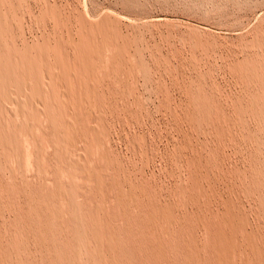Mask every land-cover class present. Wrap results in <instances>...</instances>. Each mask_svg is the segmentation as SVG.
Segmentation results:
<instances>
[{
    "label": "rangeland",
    "instance_id": "obj_1",
    "mask_svg": "<svg viewBox=\"0 0 264 264\" xmlns=\"http://www.w3.org/2000/svg\"><path fill=\"white\" fill-rule=\"evenodd\" d=\"M80 20L107 22L108 35L98 36L102 41L97 38L99 60L87 80L93 84L86 81L85 88L73 83L81 88L73 101L68 97L73 107L60 105L65 94L56 89V94L49 91L45 96V114L33 110L25 115L28 122L22 115L6 125V114L0 116V263L102 264L96 255L111 257L106 249L111 233L118 241L114 239L113 248L122 253L117 264H151L143 223L149 198L169 206L179 218L189 217L186 236L200 242L202 256L208 255L209 237L201 223L204 217L219 219L225 198L237 205L250 228L264 233V0L0 2V23L9 24L5 33L18 46L72 37L76 42ZM23 89L8 88L1 108L16 110L15 95L19 102ZM201 99L206 112L195 104ZM67 116L73 124L64 122ZM90 125H97L99 133L92 138L83 131ZM67 138L76 140L70 145L77 150L67 147ZM69 151L79 157L87 153L84 169L69 167ZM193 157L200 161L198 166L191 163ZM103 235L107 238L101 246Z\"/></svg>",
    "mask_w": 264,
    "mask_h": 264
},
{
    "label": "bare ground",
    "instance_id": "obj_2",
    "mask_svg": "<svg viewBox=\"0 0 264 264\" xmlns=\"http://www.w3.org/2000/svg\"><path fill=\"white\" fill-rule=\"evenodd\" d=\"M3 0H0V2L2 3ZM5 2V1H4ZM11 2V1H10ZM11 10V9H10ZM2 13V12H1ZM6 13V12H5ZM5 18V17H4ZM9 18V17H8ZM89 19V18H88ZM3 20V19H2ZM4 22V21H1ZM8 22V21H7ZM8 23H0V104L3 103L4 101H2L3 99V94L6 93V91L8 90V88H10L12 90V87H17V86H22L24 89L23 94H21L20 96V104L19 102H17V96L18 95H11L14 96L15 99L14 103H16L17 108L11 109L8 111V109L10 108H1L0 106V116L5 113V118L6 120H3V122L5 123V125L10 121V119H15V117H19L23 115L22 119H24L25 122H28L27 118L25 115H27L28 113H30L32 111V113L34 112L33 110H35L36 113H42L45 114L43 112L44 108L47 107V104H45V96H47V94L49 93V91H55L56 89H60L61 91L64 92L67 100L65 99V96L63 95V99H59V103L61 106L66 107V108H70L71 106L73 107L74 102H71L70 99L68 100V97L71 98L74 94H81V88L80 87H84L86 88L87 84L89 83L87 80L89 79V81L91 80L89 78V76L91 77L92 75V66L95 59V54L98 51V42L97 38L100 37L98 36H103L104 35H108V30H107V22L103 21L101 24L100 23H89L85 20H80V25H81V30L80 32V38L74 42L73 37L69 38L70 40L68 41H64L62 39H60V41L56 42L55 44L50 43V41L48 39H45L44 42L42 43H33V44H28V43H22L21 46H18L16 43H14L12 40H10V38L7 37V34L5 33L7 30H4V27L6 29V26H8ZM107 27V28H106ZM10 31V30H9ZM8 33V32H7ZM114 34V33H113ZM11 35V34H10ZM117 35V34H116ZM72 36V34H71ZM102 38V37H101ZM105 38V37H104ZM105 40V39H104ZM102 41V40H100ZM115 41V40H114ZM31 43V42H30ZM104 43V42H103ZM106 43V42H105ZM104 43V44H105ZM100 44V43H99ZM104 44L100 45L103 46ZM102 49V48H101ZM100 51V49H99ZM103 51V50H102ZM116 51V49L114 50V52ZM47 52V53H46ZM101 52V51H100ZM117 52V51H116ZM47 54V55H46ZM48 54H52L54 56V60H51L48 56ZM129 55V54H128ZM97 56H99L97 54ZM96 56V58H97ZM99 58V57H98ZM97 58V60H99ZM117 58V57H116ZM96 60V62H97ZM120 61V60H119ZM95 62V63H96ZM119 64V62H118ZM122 64V63H121ZM101 66V65H100ZM117 67V66H116ZM96 69V67H95ZM95 69L93 68V70L95 71ZM187 70V69H186ZM254 70H251V72ZM253 73V72H252ZM190 74V73H189ZM241 74V73H240ZM95 76V74H94ZM201 80V79H199ZM88 83H87V82ZM93 81V80H92ZM94 82V81H93ZM73 83H78L80 85V87L78 86L76 89V86H73ZM90 84V83H89ZM93 84V83H91ZM90 84V85H91ZM200 84V83H199ZM91 87V86H90ZM87 87V88H90ZM93 88V87H91ZM209 89V88H208ZM14 90V88H13ZM83 90V88H82ZM86 90V89H85ZM94 90V88L92 89V91ZM91 89L89 90L90 93ZM21 92V91H20ZM95 92V91H94ZM12 93H16V92H12ZM10 93V94H12ZM51 93V92H50ZM55 93V92H54ZM53 93V94H54ZM59 93V94H60ZM84 93V91H83ZM88 93V94H89ZM235 93V92H234ZM261 93V91H260ZM56 94V93H55ZM88 94H86L88 96ZM94 94V93H93ZM201 94V93H200ZM52 96V94H49ZM85 95V94H84ZM90 95V94H89ZM198 95V94H197ZM83 96V95H82ZM200 97V95H199ZM61 98V96H60ZM73 99L75 97H72ZM71 98V100L73 101V99ZM80 98V97H79ZM90 100V97H88ZM92 98V97H91ZM203 98V97H202ZM13 99V97H12ZM53 99V98H52ZM84 99V98H83ZM82 99V100H83ZM94 99V98H92ZM196 99V98H195ZM204 99V98H203ZM198 100L197 102H195V104L197 105V109H199L202 112H206L205 108H206V101L205 100ZM209 99V98H208ZM11 100V99H10ZM85 100V99H84ZM87 100V99H86ZM85 100V101H86ZM89 100H87L89 102ZM197 100V99H196ZM7 101V100H6ZM52 101V100H51ZM80 101V100H79ZM78 101V102H79ZM44 102V103H43ZM78 102L75 104L77 105ZM83 102V101H82ZM210 102V101H209ZM260 102V101H259ZM48 103V102H47ZM51 103V102H49ZM87 103V102H86ZM86 103H82L86 104ZM5 104V102H4ZM8 104V103H7ZM6 104V105H7ZM10 105H13V103H9ZM52 104V103H51ZM55 104V103H53ZM195 105V106H196ZM208 105V102H207ZM257 105V104H256ZM4 106V105H3ZM8 106V105H7ZM6 106V107H7ZM15 106V105H14ZM14 106H12L14 108ZM53 106V105H52ZM55 106H57V104H55ZM60 106V107H61ZM209 106V105H208ZM207 106V107H208ZM215 106V105H214ZM259 106V105H258ZM257 106V107H258ZM5 107V106H4ZM20 107V109L18 108ZM36 107V108H35ZM41 107V108H40ZM58 107V106H57ZM78 107V106H76ZM86 106L84 105L83 108H85ZM212 106H210L211 108ZM191 108V106L189 107ZM216 108V107H215ZM50 109V108H49ZM63 109V108H62ZM73 109V108H72ZM87 109V108H86ZM84 109V110H86ZM218 109V108H217ZM89 110V108H88ZM191 110V109H190ZM196 109H194L195 111ZM207 110V109H206ZM214 110V107L211 109ZM222 110V109H221ZM73 112V110H71ZM197 111V110H196ZM208 111V110H207ZM216 111V110H214ZM218 111V110H217ZM52 112V111H51ZM55 112V111H54ZM53 112V113H54ZM77 112V111H76ZM86 112V111H85ZM94 112V111H93ZM92 112V113H93ZM97 112V111H96ZM95 112V113H96ZM192 112V110H191ZM191 112H189L191 114ZM2 113V114H1ZM58 113V112H57ZM56 113V114H57ZM66 112L63 113V115ZM93 113V114H95ZM186 113V112H185ZM211 113V111H210ZM209 113V114H210ZM213 113V112H212ZM59 114V113H58ZM75 114V112H74ZM188 115V111L186 113ZM185 114V116H186ZM197 114V113H196ZM224 114V113H222ZM41 115V114H40ZM39 115V116H40ZM193 115V114H192ZM195 115V114H194ZM208 115V114H207ZM216 115V113H215ZM219 115V114H218ZM221 115V114H220ZM10 116V117H9ZM25 116V117H24ZM45 116V115H44ZM66 117V114L64 115ZM63 116V117H64ZM72 116H74L72 114ZM85 116V115H84ZM96 117V114L94 115ZM100 118L101 116L98 115ZM96 117L99 119V117ZM200 116V115H198ZM197 116V117H198ZM209 116V115H208ZM207 116V117H208ZM212 116V115H211ZM56 117V116H55ZM59 117V115H58ZM64 117V118H65ZM68 117V116H67ZM87 117V115L85 116ZM84 119H87L85 118ZM94 117V118H95ZM187 117V116H186ZM202 117V116H201ZM213 119H215L214 117L216 116H212ZM77 119V117H75ZM80 118V117H79ZM200 118V117H199ZM204 118V117H203ZM224 118V117H223ZM1 119V117H0ZM21 119L22 123L23 120ZM63 119V118H62ZM69 119V117H68ZM71 119V118H70ZM70 119L68 121H64L66 122V124H68L67 122L70 121ZM83 119V118H80ZM192 119V117H191ZM196 119V116H195ZM212 119V120H213ZM232 119V118H231ZM249 119V118H248ZM257 119V118H256ZM262 119V118H261ZM30 120V119H29ZM79 120V119H78ZM88 120V119H87ZM187 120V119H186ZM201 120V118H200ZM207 120V119H206ZM222 120V118H221ZM263 120V119H262ZM31 121V120H30ZM72 121V120H71ZM70 121V122H71ZM86 120H84L85 122ZM101 121V120H100ZM209 121V119H208ZM214 121V120H213ZM63 122V123H64ZM79 122V121H78ZM87 122V121H86ZM216 122V121H215ZM224 122V121H223ZM21 123V124H22ZM39 123V122H38ZM58 123V122H57ZM61 123V122H60ZM88 123V122H87ZM97 123V122H96ZM220 123V122H219ZM227 123V122H226ZM229 123V120H228ZM232 123V122H231ZM20 124V123H19ZM73 124V121L72 123ZM69 123V125H71ZM102 124V123H101ZM225 124V123H224ZM30 125L33 126V123L31 122ZM29 125V126H30ZM60 125V124H59ZM68 125V126H69ZM77 125V124H76ZM100 125V124H99ZM214 125V124H213ZM212 125V126H213ZM19 126V125H18ZM26 123L25 126H22L20 128V130H22L23 127H26ZM28 126V127H29ZM67 126V128H68ZM97 126V125H95ZM94 126V129H96V127ZM203 126V125H202ZM234 126V125H233ZM261 126V125H260ZM8 127V126H7ZM10 127V126H9ZM17 127V126H16ZM52 127V126H51ZM60 127V126H59ZM92 129H91V128ZM90 129L87 130H83L84 134L86 135V133L88 135H90L89 137L92 138L91 136H96L98 133V129L94 130L92 125H90ZM144 127V126H143ZM218 127V126H217ZM38 128V127H37ZM35 127V129H37ZM62 128V127H61ZM59 128V129H61ZM70 128L73 129L72 126H70ZM85 128V127H84ZM101 128V127H100ZM195 128V127H194ZM204 128V127H203ZM221 127H219L220 129ZM228 128V127H227ZM31 129V127H30ZM58 129V131H59ZM66 129V128H65ZM64 129V130H65ZM191 129V127H190ZM218 129V130H219ZM225 129V128H224ZM32 130V129H31ZM30 130V131H31ZM39 131V129H37ZM64 130H61L60 132H64ZM80 129H78V132ZM101 131V129H99ZM193 130V128H192ZM200 130V129H198ZM197 130V131H198ZM214 130V129H213ZM253 130V129H252ZM14 131V130H13ZM54 131V130H53ZM66 131H68V129H66ZM233 131V130H232ZM59 132V133H60ZM81 133V132H80ZM79 133V134H80ZM101 133V132H100ZM214 133V132H213ZM222 133V132H220ZM261 133V132H260ZM14 134V133H12ZM16 134V133H15ZM67 134V133H66ZM190 134V133H189ZM228 134V132H227ZM71 135V134H70ZM68 137H72L71 136ZM75 135H76V131H75ZM81 135V134H80ZM103 135V134H100ZM195 135V134H194ZM236 135V134H235ZM3 136V135H2ZM24 136V135H23ZM82 136H83V132H82ZM175 136V135H174ZM231 136V135H230ZM65 137V136H64ZM85 137V136H84ZM82 137V138H84ZM215 138H218V136H214ZM253 137V135H252ZM26 138V137H25ZM61 138V136H60ZM79 140V137H77ZM95 138V137H94ZM264 138V137H263ZM10 139V138H9ZM71 139V138H70ZM86 139V137L84 138ZM88 139V138H87ZM187 139V138H186ZM73 140V138H72ZM70 141L69 138H67V140H65V143L67 144V147L72 143H74L73 141ZM227 140V139H226ZM10 141V140H9ZM27 141V140H26ZM89 141V140H88ZM183 141V140H182ZM217 141V140H216ZM2 142V141H1ZM62 142V141H61ZM78 142V141H77ZM91 142V141H90ZM222 142V141H221ZM227 142V141H224ZM263 142V141H262ZM188 143V141H187ZM190 143V142H189ZM81 144V143H80ZM88 144V143H87ZM94 144V143H93ZM96 144V142H95ZM63 145V144H62ZM69 147H72V146ZM76 145V144H75ZM91 145V144H90ZM89 145V146H90ZM103 145V144H102ZM195 145V144H194ZM8 146V145H7ZM24 146V145H23ZM55 146V145H54ZM98 146V145H97ZM138 146V145H137ZM183 146V145H182ZM189 146V145H188ZM46 147V146H45ZM56 147V146H55ZM91 147V146H90ZM221 147V145H220ZM11 148V147H10ZM9 148V149H10ZM54 148V147H53ZM62 148V147H61ZM73 148V147H72ZM78 148V147H77ZM97 148V147H96ZM179 148V146H178ZM208 148V147H207ZM215 148V145H214ZM223 148V147H222ZM230 148V147H229ZM74 150H77L75 147L73 148ZM82 149V148H81ZM86 149V148H85ZM180 149V148H179ZM264 149V148H263ZM22 150V149H21ZM57 150V147L56 149ZM178 150V149H177ZM30 151V150H29ZM80 151V150H79ZM78 151V153H79ZM182 151V150H181ZM184 151V149H183ZM208 151V150H206ZM218 151V150H217ZM220 151V150H219ZM264 151V150H263ZM45 152V151H44ZM65 152V151H64ZM70 152V151H69ZM72 152V151H71ZM70 152V153H71ZM69 153V154H70ZM73 153V154H72ZM71 155H68L69 158V167L70 166H74L75 168H79V169H84L86 166V163L88 162V159L86 158L85 153L84 156L79 157V156H75L74 152H72ZM205 153V152H204ZM216 153V152H215ZM220 153V152H219ZM61 154V153H60ZM221 154V153H220ZM224 154V153H222ZM42 155V153H41ZM89 155V154H88ZM199 155V154H197ZM207 155V154H206ZM208 156V155H207ZM219 156V155H218ZM90 157V156H89ZM139 157V156H138ZM190 157V156H189ZM204 157V156H203ZM222 157V156H221ZM219 158V157H217ZM216 158V160H217ZM226 158V157H225ZM45 159V157H44ZM185 159V158H184ZM206 159V158H205ZM203 160V159H202ZM201 160V161H202ZM264 161V160H263ZM205 162V161H204ZM208 162V160H207ZM210 162V161H209ZM219 162V161H218ZM217 162V163H218ZM254 162V161H253ZM30 163V162H29ZM195 165H199L200 161L198 160V158L193 157V161L191 162ZM224 163V161H223ZM96 164V163H95ZM107 164V163H106ZM188 164V163H187ZM220 164V163H219ZM258 164V163H257ZM29 165V164H28ZM105 165V164H104ZM222 165V163H221ZM259 165V164H258ZM204 166V165H203ZM220 166V165H219ZM233 166V165H232ZM257 167V166H256ZM255 167V168H256ZM192 168V165H191ZM220 168V167H219ZM254 168V167H253ZM94 169V168H93ZM108 169V168H106ZM193 169V168H192ZM203 169V168H202ZM95 170V169H94ZM222 170V169H221ZM112 171V170H111ZM217 171V169H216ZM227 171V170H225ZM248 171V170H247ZM199 172V169H198ZM198 172H196V175H199ZM243 172V171H242ZM254 172V170H253ZM75 173V172H74ZM80 173V172H77ZM88 173V172H87ZM86 173V174H87ZM195 173V172H194ZM203 173V172H202ZM237 173V172H236ZM251 173V170H250ZM257 172H255L256 174ZM98 174V173H97ZM218 174V173H217ZM223 174V172H222ZM241 174V173H240ZM194 175V174H193ZM212 175V174H211ZM250 175V174H249ZM78 176V174H77ZM99 176V175H98ZM103 176V175H102ZM105 176V175H104ZM107 176V175H106ZM205 176V175H204ZM224 176V175H223ZM228 176V175H227ZM252 176V175H251ZM79 177H81L79 175ZM255 177H258L255 175ZM66 178V177H65ZM77 178V177H76ZM195 178H197V176H195ZM205 178V177H204ZM209 178V177H208ZM211 178V177H210ZM221 178V177H220ZM224 178V177H223ZM96 179V178H95ZM227 179V178H226ZM250 179V178H249ZM257 179V178H256ZM264 179V177H263ZM245 180V179H243ZM259 180V178L257 179V181ZM78 181V180H77ZM92 181V180H91ZM201 181V180H200ZM205 181V180H204ZM209 181V180H208ZM237 181V180H236ZM256 181V182H257ZM194 182V180H193ZM197 182H199L197 180ZM207 182V181H206ZM211 182V180H210ZM217 182V181H216ZM252 182V181H251ZM255 182V183H256ZM196 183V182H195ZM202 183V182H201ZM200 183V184H201ZM222 183V182H221ZM230 183V182H229ZM253 183V182H252ZM259 183V182H258ZM263 183V182H262ZM261 183V184H262ZM83 184V183H82ZM235 184V183H234ZM247 184V183H246ZM193 185V184H192ZM195 185V184H194ZM264 185V184H263ZM207 186V185H206ZM253 186V184H252ZM193 187V186H192ZM234 187V186H233ZM243 187V186H242ZM261 187V186H260ZM264 187V186H263ZM208 188V187H207ZM213 188V187H211ZM236 188V187H235ZM234 188V189H235ZM239 188V187H238ZM236 188V189H238ZM255 188V187H254ZM101 189V188H99ZM132 189V188H131ZM187 189V188H186ZM206 189V188H205ZM232 189V188H231ZM134 190V189H132ZM214 190V189H213ZM227 190V189H226ZM131 191V190H130ZM129 191V192H130ZM128 192V190H127ZM137 192V191H136ZM202 192V191H201ZM224 192V191H223ZM222 192V193H223ZM229 192V191H228ZM131 193V192H130ZM129 193V194H130ZM134 193V191H133ZM190 193V191L188 192ZM187 193V194H188ZM192 193V192H191ZM194 193V192H193ZM205 193V191H204ZM216 193V192H215ZM235 193V192H234ZM237 193V192H236ZM85 194V193H84ZM198 194V193H197ZM195 194V195H197ZM225 193H223L224 195ZM127 195V194H126ZM212 195V194H211ZM228 195V194H227ZM225 195V196H227ZM230 195V194H229ZM228 195V196H229ZM118 196V195H117ZM120 196V195H119ZM118 196V197H119ZM213 196V195H212ZM218 196V195H217ZM220 196V195H219ZM234 196V195H233ZM99 197V196H98ZM101 197V196H100ZM231 197V196H230ZM43 198V197H42ZM140 198V195L137 194V199ZM184 198V197H183ZM213 198V197H212ZM237 198V197H236ZM142 199V198H141ZM220 199V197H219ZM223 199V198H222ZM260 199V198H259ZM72 200V199H71ZM128 201L130 199H127ZM201 200V199H200ZM242 200V199H241ZM176 201V200H175ZM187 201V200H185ZM195 201V199H194ZM223 201V200H222ZM131 202V201H130ZM129 202V203H130ZM135 202V201H134ZM236 202V201H235ZM239 202V201H238ZM237 202V203H238ZM102 203V202H101ZM199 203V202H198ZM214 203V202H213ZM218 204V203H217ZM223 204V203H222ZM248 204V203H247ZM64 205V204H63ZM132 205V203L130 204ZM130 205L128 206L129 208ZM200 205V203H199ZM211 205V204H210ZM219 205V204H218ZM241 205V204H240ZM146 206V211L145 214L143 215V223H144V227H145V233H146V244H147V253L148 256L151 260V264H170V262H174V263H179V264H239L240 261H244L247 264H264V233L260 232L259 230L254 228H250L248 226V222L247 219L244 218L243 216H241L240 211L237 208V205L235 206L234 202L230 199V198H225L224 199V208L221 211L220 217L219 219H215L217 221H211L214 220L210 219L207 220L205 217L201 223V226L205 229V232L207 233V237H209V241L207 242L208 244L205 245L206 250H208V255L206 253V256H202L201 251H200V242L198 243L196 239L194 238H189L187 239L186 233L188 232V220L189 217L186 218V212H184V215H186L183 218H179L177 215H175L169 206H163L161 204H159L155 199H151L149 198ZM201 206V205H200ZM212 206V205H211ZM221 206V205H220ZM134 207V205L132 206ZM196 207V206H194ZM73 208V207H72ZM83 208V207H82ZM99 208V207H98ZM97 208V209H98ZM137 208V207H136ZM134 208V209H136ZM213 208H215L213 206ZM242 211L243 210V207ZM96 209V208H95ZM128 209V208H127ZM138 209V208H137ZM222 209V207H221ZM73 210V209H72ZM71 210V212H72ZM76 210V208H75ZM86 210V209H85ZM89 210V209H88ZM92 210V209H91ZM123 210V209H122ZM129 210V209H128ZM199 210V209H198ZM202 210V209H201ZM64 211V210H63ZM84 211V210H83ZM126 211V210H125ZM137 211V210H135ZM134 211V212H135ZM175 211V210H174ZM185 211V210H184ZM216 211V210H215ZM257 211V210H256ZM180 212V211H179ZM177 211V214L179 213ZM193 212V211H191ZM205 212V211H204ZM217 212V211H216ZM214 212V213H216ZM220 212V211H219ZM218 212V213H219ZM75 213V212H74ZM80 213V212H79ZM189 213V212H188ZM200 213H202V211H200ZM250 213V212H249ZM65 214V212H64ZM84 214V213H83ZM208 214V213H207ZM91 215V214H90ZM190 215V214H189ZM201 215V214H200ZM210 215V214H209ZM215 215V214H214ZM217 215V214H216ZM69 216V215H68ZM94 216V215H93ZM93 216L91 217V219L93 218ZM128 216H130L128 214ZM207 216V215H206ZM112 217V216H111ZM193 218L194 215L190 216ZM82 218V216H81ZM84 218V217H83ZM216 218V217H215ZM103 219L104 216H103ZM140 219V218H139ZM199 219V218H197ZM94 220V218L92 219ZM100 220V219H99ZM98 220V221H99ZM191 220H194L191 219ZM262 220V219H261ZM103 221V220H102ZM105 221V220H104ZM249 221V220H248ZM89 222H91L90 218H89ZM88 222V223H89ZM117 222V221H116ZM122 222V221H121ZM194 222V221H193ZM254 222V221H253ZM74 223V222H72ZM87 223V225H88ZM106 223V222H105ZM104 223V224H105ZM251 223V222H249ZM84 224V223H83ZM109 224V223H108ZM195 224V223H193ZM198 224V223H197ZM93 225V224H92ZM110 225V224H109ZM73 226V225H72ZM84 226V225H83ZM86 226V225H85ZM106 226V225H105ZM104 226V227H105ZM192 226V225H191ZM88 227V226H87ZM99 227V226H98ZM194 227V226H193ZM191 227V231H193L194 228L196 227ZM252 227V226H251ZM75 228V227H74ZM193 228V229H192ZM201 228V227H200ZM84 229V228H83ZM106 229V228H104ZM103 229V230H104ZM99 230H102L101 228ZM85 231V229H84ZM87 231V229H86ZM92 231V230H91ZM93 231H95V228H93ZM190 231V233H191ZM199 231V230H198ZM106 232V231H104ZM108 232V231H107ZM106 232V233H107ZM197 232V231H196ZM95 232H93L94 234ZM110 233V231H109ZM137 233V232H136ZM86 234H90L89 231ZM111 234V233H110ZM109 234V243H105L108 245V247L106 249H110V255L111 257L105 256V255H96V257H100L101 261L99 260L100 263L102 264H117V258L119 257V259L122 257L120 256L122 253L120 251H116V248H113V246L115 245V243H118L117 238L114 236H110ZM195 234V233H194ZM205 234V233H204ZM15 235V234H14ZM193 235V233H192ZM191 234L188 236H192ZM202 235V233H200V236ZM91 238L93 236L89 235ZM199 236V235H198ZM14 238V237H12ZM107 238L106 236L103 235L102 238H100L99 240V244L102 246L105 242L102 239ZM203 238V237H202ZM15 239V238H14ZM13 239V240H14ZM73 239H75L73 237ZM117 242H115V240ZM18 240V239H17ZM98 240V239H97ZM107 240V239H106ZM15 241V240H14ZM13 241V242H14ZM73 241V240H72ZM75 241V240H74ZM199 241V240H198ZM203 241V240H202ZM97 242V241H95ZM115 242V243H114ZM15 243V242H14ZM75 243V242H74ZM103 243V244H102ZM2 244V243H1ZM78 244V243H76ZM95 244V243H94ZM202 244V242H201ZM7 245V244H6ZM26 245V244H25ZM106 245V246H107ZM138 245V244H137ZM3 246V244H2ZM5 246V245H4ZM72 246V244H71ZM75 246V244H74ZM93 246V245H92ZM91 246V247H92ZM104 246V247H106ZM8 247V245L6 246ZM23 247V246H22ZM96 247V245H95ZM103 247V249H104ZM124 247V246H123ZM122 247V249H123ZM19 248V247H18ZM73 248V246H72ZM144 248V247H143ZM204 248V246H203ZM71 249V248H70ZM101 249V248H100ZM105 249V250H106ZM139 249V248H138ZM38 250V249H37ZM104 250V251H105ZM125 248L122 250L124 251ZM5 251V250H3ZM73 251V250H72ZM81 251V250H80ZM109 251V250H108ZM14 252V251H13ZM74 252V251H73ZM76 252V251H75ZM90 252V251H89ZM206 252V251H205ZM5 253V252H4ZM19 253V252H18ZM107 253V252H106ZM109 253V252H108ZM15 254V253H14ZM72 254V253H71ZM203 254V255H204ZM82 255V254H81ZM139 255V254H138ZM146 255V254H145ZM86 256V255H85ZM90 256V255H89ZM92 256V255H91ZM4 258V257H3ZM14 258V257H13ZM69 258V257H68ZM85 258V257H84ZM9 259V257H8ZM18 259V258H17ZM7 260V259H6ZM19 260V259H18ZM16 260V261H18ZM81 261V259H79ZM2 261V260H1ZM15 261V260H14ZM13 261V262H14ZM122 260L120 259V262ZM146 261V260H145ZM5 263V262H4ZM16 263V262H15ZM20 263V262H19ZM69 263V262H68ZM1 264V263H0ZM66 264V263H64ZM243 264V263H242Z\"/></svg>",
    "mask_w": 264,
    "mask_h": 264
}]
</instances>
